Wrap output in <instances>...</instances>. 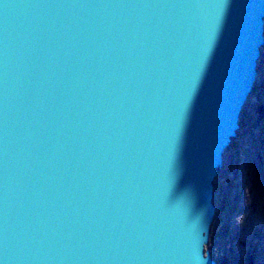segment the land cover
Here are the masks:
<instances>
[{"label": "water", "instance_id": "95a60500", "mask_svg": "<svg viewBox=\"0 0 264 264\" xmlns=\"http://www.w3.org/2000/svg\"><path fill=\"white\" fill-rule=\"evenodd\" d=\"M262 47L264 0H0V260L217 264Z\"/></svg>", "mask_w": 264, "mask_h": 264}, {"label": "rangeland", "instance_id": "374dc122", "mask_svg": "<svg viewBox=\"0 0 264 264\" xmlns=\"http://www.w3.org/2000/svg\"><path fill=\"white\" fill-rule=\"evenodd\" d=\"M258 80L214 181L216 213L206 249L217 264H264V47Z\"/></svg>", "mask_w": 264, "mask_h": 264}, {"label": "snow or ice", "instance_id": "6c2138e0", "mask_svg": "<svg viewBox=\"0 0 264 264\" xmlns=\"http://www.w3.org/2000/svg\"><path fill=\"white\" fill-rule=\"evenodd\" d=\"M0 264H4V261L3 260H0Z\"/></svg>", "mask_w": 264, "mask_h": 264}, {"label": "bare ground", "instance_id": "6f19581e", "mask_svg": "<svg viewBox=\"0 0 264 264\" xmlns=\"http://www.w3.org/2000/svg\"><path fill=\"white\" fill-rule=\"evenodd\" d=\"M263 48V47H262Z\"/></svg>", "mask_w": 264, "mask_h": 264}, {"label": "trees", "instance_id": "16d2710c", "mask_svg": "<svg viewBox=\"0 0 264 264\" xmlns=\"http://www.w3.org/2000/svg\"><path fill=\"white\" fill-rule=\"evenodd\" d=\"M215 217V216H214Z\"/></svg>", "mask_w": 264, "mask_h": 264}]
</instances>
